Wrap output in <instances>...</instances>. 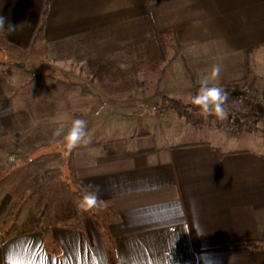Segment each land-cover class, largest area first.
<instances>
[{
    "label": "crops",
    "instance_id": "obj_1",
    "mask_svg": "<svg viewBox=\"0 0 264 264\" xmlns=\"http://www.w3.org/2000/svg\"><path fill=\"white\" fill-rule=\"evenodd\" d=\"M0 16L16 25L12 34L0 31L4 52L39 49L38 59L65 79L55 85L47 76L41 86L39 77L28 83L0 64V144L17 139L24 122L54 123L56 92L78 93L79 118L95 123L108 109L114 122L120 110L150 108L144 130L115 134L125 129L118 124L112 137L102 133L68 154L76 191L99 186L103 225L82 218L18 230L4 223L0 264H264V248L247 244L264 242V137L249 132L257 142L247 148L229 129L207 125L240 121L229 106L223 120L199 109L188 108L186 117L155 107L161 97L196 107L191 97L215 65L221 73L210 85L229 95L243 86L264 90V0H0ZM155 32L169 34L174 50L143 86L108 96L87 82L88 61L118 59L125 68L122 52ZM71 77L80 82L68 83ZM58 103L71 107L66 97ZM262 115L248 126L261 132ZM7 155L0 150V163ZM6 171L0 164V222Z\"/></svg>",
    "mask_w": 264,
    "mask_h": 264
},
{
    "label": "rangeland",
    "instance_id": "obj_2",
    "mask_svg": "<svg viewBox=\"0 0 264 264\" xmlns=\"http://www.w3.org/2000/svg\"><path fill=\"white\" fill-rule=\"evenodd\" d=\"M39 52V49H37V51L27 49L16 52L7 49L4 52L0 48L1 68L6 73H10L11 70L21 72L22 79H24V81L28 80V83L39 77L40 83H42L41 86L45 85L44 82H46L45 79L47 76L55 79V85H57V81L65 80L48 67L45 61L38 59ZM32 53L38 56L32 55ZM139 75H141V69ZM66 80L70 84H78L80 82L78 78L75 79L72 77ZM87 80L88 83H95L93 77H88ZM138 81H140V86L146 83V80L142 81V76L138 77ZM24 86L28 87L26 85ZM27 92L30 93V91ZM237 92L238 89H231V94H228V100L225 103V109L227 110L229 106L230 109H232L231 113L234 114L232 116L234 118L236 116L239 120V114L241 112L253 114V118L246 123H241L233 119L234 121H230L229 123L223 124L222 122H218L217 125L208 123L207 125H209L210 128L223 126L229 129V133H234L232 134L233 137H238V140L241 139L239 146L250 148L252 145H255L257 141L256 138L254 140V137L249 135V132L254 131L257 132L260 137H264V127H262L260 132L259 129L250 128L248 125L252 120L258 119L260 113H264L257 109L252 103L241 100ZM43 97H46V95ZM57 97H59V99H57ZM65 97L69 99L71 107L68 110H60L58 101H63ZM50 98V101L56 102V104H54V123L50 122L47 127L46 124L43 125L42 123H39V125H27L24 122V125L17 131V139L11 137L8 138L7 142H2L0 144V150L8 154L6 158H1L0 163L7 168L6 174L8 183V201L5 207L6 211L3 220L0 222V229H2L4 223L7 229L18 230H33L40 225L45 227L50 223L72 226L77 225L78 221L82 218L96 221L99 226L103 225L102 215L104 212H102L100 206L89 211H82L77 208V203L82 196L74 188V178L68 160L69 151L65 146L63 135L61 137H55L53 135L55 130L59 127H63L64 134H66L72 121L79 118L80 111L77 108V99L79 95L78 93H71L69 97H67L66 93L62 95V93L56 92L54 97L50 96ZM245 102L250 104V107L244 105ZM164 104L167 105L166 103ZM181 104L186 106L183 103ZM133 108L134 110H120L122 115L116 118L119 119V122L116 119L114 122L110 119L109 116L112 112L110 109L103 112L101 111L102 120L99 122L95 123L93 118L89 121L88 118L86 131H96V133L87 137L88 141H92L95 138H102V133H105L104 135L108 138L112 137L107 133L109 129L113 130L119 128L118 124H120L121 127L125 126V129H121L115 134H123L124 132L127 134L126 131L128 130H131L129 133H137L140 130H144L143 122L146 116L149 115L150 108L144 105H135ZM133 111H135V113H133L134 121L131 120L132 118L127 120V114ZM41 112L43 113V111ZM91 112L88 111L87 117L91 115ZM117 112H119V110ZM163 112L177 114L184 112L183 114H186V117L190 113L188 110L172 111L169 110V108L165 109ZM128 121L130 124H128ZM50 142L53 144H48ZM47 146L52 148L47 150ZM261 150L262 154H264V145Z\"/></svg>",
    "mask_w": 264,
    "mask_h": 264
},
{
    "label": "trees",
    "instance_id": "obj_3",
    "mask_svg": "<svg viewBox=\"0 0 264 264\" xmlns=\"http://www.w3.org/2000/svg\"><path fill=\"white\" fill-rule=\"evenodd\" d=\"M49 2L50 0H44V5ZM45 14L46 9L44 8L41 13L39 29L42 27ZM173 50L172 37L166 33L155 32L152 38L122 52L129 57L128 66L125 68H120L121 61L118 59L100 58L88 61L86 69L104 94L117 96L129 93L140 86V81H138L140 69L142 81L156 74ZM155 107L158 112H163L167 108L172 111H186L188 108L198 109L190 105L184 106L179 101L168 97H161ZM183 113H179V115H183ZM239 118L241 123H246L253 116L248 112H241ZM247 244L253 248H264V242H249Z\"/></svg>",
    "mask_w": 264,
    "mask_h": 264
},
{
    "label": "clouds",
    "instance_id": "obj_4",
    "mask_svg": "<svg viewBox=\"0 0 264 264\" xmlns=\"http://www.w3.org/2000/svg\"><path fill=\"white\" fill-rule=\"evenodd\" d=\"M15 30L16 25L11 24L6 17L0 16V31H7L8 34H12ZM220 73V65H215L212 68L210 76H206L201 80L197 93L191 97V103L200 110L202 115H214L216 118L223 120L227 117L225 103L228 100V93L221 87L210 85V80L219 78ZM86 129L87 121L76 118L72 121L66 134H64V128L59 127L53 135L55 137L63 135L65 146L71 152L80 146L81 143L87 144L89 142L86 138ZM99 192V186H85L84 193L77 203V208L82 211H89L99 207L102 203Z\"/></svg>",
    "mask_w": 264,
    "mask_h": 264
},
{
    "label": "built area",
    "instance_id": "obj_5",
    "mask_svg": "<svg viewBox=\"0 0 264 264\" xmlns=\"http://www.w3.org/2000/svg\"><path fill=\"white\" fill-rule=\"evenodd\" d=\"M237 95L241 100L252 103L257 109L264 113V90L256 92L247 86H243L238 89Z\"/></svg>",
    "mask_w": 264,
    "mask_h": 264
}]
</instances>
